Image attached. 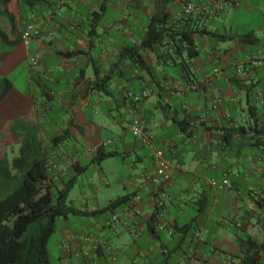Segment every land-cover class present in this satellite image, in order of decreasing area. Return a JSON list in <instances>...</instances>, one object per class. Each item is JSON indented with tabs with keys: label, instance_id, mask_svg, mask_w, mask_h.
<instances>
[{
	"label": "crops",
	"instance_id": "0c3cea01",
	"mask_svg": "<svg viewBox=\"0 0 264 264\" xmlns=\"http://www.w3.org/2000/svg\"><path fill=\"white\" fill-rule=\"evenodd\" d=\"M159 1L0 3V146L18 147L20 135L31 128L51 146L69 130L55 148L52 189L77 179L88 169L82 165L87 158L99 166L98 176L107 188L101 186L91 196L82 192L80 210L85 215L76 217L84 219L62 229L77 242L76 253L93 252L80 241L85 234L106 246L97 255L98 264H243L248 250L240 239L264 243V202H258L264 199V133L258 135L252 124L259 117L264 125V67L254 69L248 60L252 53L264 58V0H229L225 11L213 10L216 2L225 0L170 4L167 11L177 20L185 4L194 3L192 15L211 33L194 35L200 58L193 62L190 80L183 77V69L167 67L165 72L150 50H140L139 66L130 55L145 40ZM27 22L47 27L29 49L21 41ZM250 33L259 39L257 44L243 40ZM31 54L38 57L32 72ZM21 63L24 72L17 83L14 75ZM218 67L224 75L209 80ZM144 90L149 96L138 104L125 100L128 93ZM135 118L154 133L155 144L171 163L172 183L158 200L143 185L153 160L148 144L130 131ZM242 127L246 132L239 135ZM99 148L116 155L94 163ZM224 179L231 188L211 184ZM202 193L209 200L199 212ZM137 194L140 202L134 199ZM125 196L130 201L114 210L122 219L111 233L104 227L111 210L100 212ZM136 220L141 235L135 239L131 226ZM191 223L199 228L191 229L181 245L182 234H168L170 228ZM60 260L86 263L75 253L65 258L61 252ZM255 263L264 264V250Z\"/></svg>",
	"mask_w": 264,
	"mask_h": 264
},
{
	"label": "trees",
	"instance_id": "16d2710c",
	"mask_svg": "<svg viewBox=\"0 0 264 264\" xmlns=\"http://www.w3.org/2000/svg\"><path fill=\"white\" fill-rule=\"evenodd\" d=\"M9 1L0 0V3L5 5ZM176 1H159L155 12L149 18L145 40L132 48L130 55H134L139 66L143 64V58L138 56L140 50H150L156 54L157 63L165 72L167 67L183 69L185 74L183 77L190 80L188 73H193V62L200 58L194 35L205 36L211 33L201 29L200 18L197 16L184 13L179 19L174 20L167 10L170 4ZM243 40L248 44L259 42L253 33L243 37ZM252 124L258 135L264 133V125L259 117H256ZM244 132H246L244 127L238 128L239 135H243ZM68 136L69 130H65L61 136L53 140V145L46 146L40 139L39 130L31 128L20 135L17 156L9 159L0 155V264H50L47 246L49 239L57 230V221L67 219L69 216L85 215L83 211L68 204L69 192L76 178L64 181L62 189L59 187L52 189L51 186L54 173L52 165L56 158L55 148ZM115 155L114 152H105L103 148H99L98 156L93 162L100 163ZM230 185L232 187L231 182ZM208 200L209 196L202 193L198 200L199 212H203ZM129 201L130 196L119 198L100 213L115 210ZM261 201L264 202V199L258 201L259 205ZM262 206L264 207V203ZM193 228L198 229L199 224L191 223L183 227L170 228L168 234L171 236L182 234V239L178 242L181 245ZM240 245L246 247L247 254L252 252L250 256L245 254L242 263L256 264V255L264 250V243L259 246L250 238H241ZM103 249L104 247H100L96 251V256Z\"/></svg>",
	"mask_w": 264,
	"mask_h": 264
},
{
	"label": "built area",
	"instance_id": "2783aa9c",
	"mask_svg": "<svg viewBox=\"0 0 264 264\" xmlns=\"http://www.w3.org/2000/svg\"><path fill=\"white\" fill-rule=\"evenodd\" d=\"M228 1H218L214 4L213 10L214 11H225L228 7ZM234 2L233 0H230V3ZM196 10V6L194 3H187L184 6V13L186 15H192ZM47 27L43 25L42 23H26L24 27V31L21 36L22 44L29 49L31 46V43L36 40L37 38L41 37L44 32L47 30ZM249 63L252 65L254 69H260L264 67V58L260 56L257 53H252L248 57ZM38 64V57L35 54H31L29 56V65L31 72L34 71V68ZM224 75V71L222 68L218 67L214 70L213 76L209 78V80H212L214 78H221ZM193 90H197L198 86L194 85L192 86ZM149 96V91L144 90L139 93H128L125 96V100L133 105L138 104L139 102L147 99ZM130 131L132 134L138 138L143 139L148 146L151 149L152 152V160H153V169L151 172H147L143 174V185H147V187H151V190L147 189V192L150 193V195H153L157 200L161 196L162 189L166 186L171 185L172 183V171H171V163L168 160V157L165 154V151L158 148V146L155 144L154 138L155 135L153 132L147 131L144 129L142 122L135 118L132 123L130 124ZM212 186H222L223 188L231 187L230 182L228 180H224L219 184V182L212 181ZM134 199L138 202L142 200V196L140 194H137ZM159 204L162 205V202L159 201ZM122 214L111 210L107 213L105 219H104V227L110 231L114 232L115 229L119 227L121 224ZM132 235L134 238H137L140 236L141 233V227L138 220H136L132 224ZM171 234V233H170ZM81 242L92 246L93 252H75V247L77 242L73 237H71L70 234L65 233L63 235V239L61 242V249L63 256L65 258H68L72 253H75V255L78 258H83L85 260V264H98L97 262V256L96 251L100 247H105L102 245L94 236L90 234H85L80 239ZM119 252V251H116ZM94 253V254H93ZM78 264V263H75ZM188 264V263H187ZM192 264H200V261L196 260Z\"/></svg>",
	"mask_w": 264,
	"mask_h": 264
},
{
	"label": "rangeland",
	"instance_id": "374dc122",
	"mask_svg": "<svg viewBox=\"0 0 264 264\" xmlns=\"http://www.w3.org/2000/svg\"><path fill=\"white\" fill-rule=\"evenodd\" d=\"M243 19L247 20L246 16H240ZM240 17H238L240 19ZM237 18V19H238ZM250 22V19H248ZM252 23V22H251ZM256 26V25H254ZM21 56V51H18L17 57ZM16 57V59H17ZM6 68H4L1 72L5 71ZM24 72L23 64L21 63L16 70V73L14 77H16L17 83H21L19 81L20 74ZM5 134H10V132H5ZM9 141V140H7ZM5 140V142H7ZM2 143V141L0 142ZM67 145V144H66ZM66 145L63 146L66 148ZM19 150V146L15 147L14 145H7V146H0V152L2 153L3 157L7 156L9 159H12L13 157L17 156ZM82 165L86 168L88 166V169L83 171L76 179V182L73 186V188L69 192L68 196V204L77 208L82 209L81 203L83 201L82 198V192L86 191L90 196L97 190L99 187L103 186L104 188H107L104 184V181L100 179L98 176V168L99 166L90 164V159L87 158L82 161ZM101 195V194H100ZM100 197V196H99ZM84 218L82 217H76V216H69L66 220L65 219H59L57 221V230L52 235V237L49 239L47 251L50 259V264H62L60 260V254L62 252L61 249V242L63 239L62 233H68L66 226H75L76 224H79V221Z\"/></svg>",
	"mask_w": 264,
	"mask_h": 264
}]
</instances>
